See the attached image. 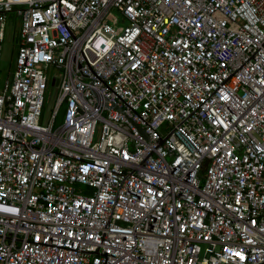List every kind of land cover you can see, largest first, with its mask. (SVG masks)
I'll return each mask as SVG.
<instances>
[{"label":"built area","instance_id":"obj_1","mask_svg":"<svg viewBox=\"0 0 264 264\" xmlns=\"http://www.w3.org/2000/svg\"><path fill=\"white\" fill-rule=\"evenodd\" d=\"M8 25L0 264H264V0H0V56Z\"/></svg>","mask_w":264,"mask_h":264},{"label":"rangeland","instance_id":"obj_2","mask_svg":"<svg viewBox=\"0 0 264 264\" xmlns=\"http://www.w3.org/2000/svg\"><path fill=\"white\" fill-rule=\"evenodd\" d=\"M116 18L118 17L116 14L114 15ZM11 20V18H10ZM110 21L108 20V23ZM14 26L8 25L5 32L4 41L2 43L1 48V56H0V78H4L8 74V81H10V71L13 62V58L15 56V39L14 35ZM61 75V70L59 67L55 65H47L45 67V76L47 80V86L43 95V104L41 108V116L40 123L45 124L49 118L50 110L52 109L55 99L57 96V86L51 85V78H59ZM63 107L60 106L58 109L57 116L55 118V124H58L61 118Z\"/></svg>","mask_w":264,"mask_h":264},{"label":"water","instance_id":"obj_3","mask_svg":"<svg viewBox=\"0 0 264 264\" xmlns=\"http://www.w3.org/2000/svg\"><path fill=\"white\" fill-rule=\"evenodd\" d=\"M50 84H51V85H56V84H57V81H56V80H54V81L51 80V81H50Z\"/></svg>","mask_w":264,"mask_h":264}]
</instances>
